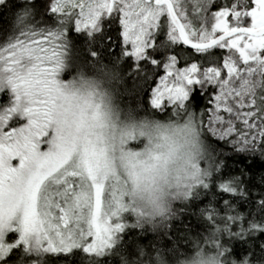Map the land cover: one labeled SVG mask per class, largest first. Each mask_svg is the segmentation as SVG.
<instances>
[{
  "label": "snow or ice",
  "instance_id": "snow-or-ice-1",
  "mask_svg": "<svg viewBox=\"0 0 264 264\" xmlns=\"http://www.w3.org/2000/svg\"><path fill=\"white\" fill-rule=\"evenodd\" d=\"M12 7L0 264H264L240 243L264 231V196L242 211L218 151L264 159V0Z\"/></svg>",
  "mask_w": 264,
  "mask_h": 264
},
{
  "label": "trees",
  "instance_id": "trees-1",
  "mask_svg": "<svg viewBox=\"0 0 264 264\" xmlns=\"http://www.w3.org/2000/svg\"><path fill=\"white\" fill-rule=\"evenodd\" d=\"M16 0H9L8 7H0V38L6 36L11 29L12 17H13V5ZM47 146V145H45ZM218 151L222 153V158L226 166L231 169L233 175L239 176L243 174V179L248 192L246 199H240L238 203L243 205L242 211L250 212L254 210L256 201L264 196V182H261V177L264 176V159L260 156H253L244 151L233 150L231 145L220 146ZM186 221H191L194 225L196 224V218L192 215L185 216ZM202 231L203 229H194L195 231ZM147 236H151L152 233H147ZM163 243L168 244L169 241L165 240ZM235 243V242H233ZM246 248H254L257 256H260L261 249L258 247L259 244L264 243V231L258 235L250 237L248 240L240 241ZM182 250L187 247V243L181 240ZM206 253H212L206 251ZM194 254L193 253H190Z\"/></svg>",
  "mask_w": 264,
  "mask_h": 264
},
{
  "label": "rangeland",
  "instance_id": "rangeland-1",
  "mask_svg": "<svg viewBox=\"0 0 264 264\" xmlns=\"http://www.w3.org/2000/svg\"><path fill=\"white\" fill-rule=\"evenodd\" d=\"M44 147L47 148V146H44ZM206 255L211 256L213 255V253H206Z\"/></svg>",
  "mask_w": 264,
  "mask_h": 264
}]
</instances>
